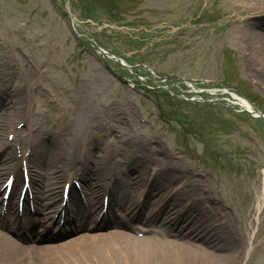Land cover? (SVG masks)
Wrapping results in <instances>:
<instances>
[{"label":"rangeland","instance_id":"1","mask_svg":"<svg viewBox=\"0 0 264 264\" xmlns=\"http://www.w3.org/2000/svg\"><path fill=\"white\" fill-rule=\"evenodd\" d=\"M65 4L74 8L72 16L79 35L70 28L59 0H0V43L5 44V50L12 48L15 52L9 55L17 57L15 67L8 64V69L15 68L13 82L23 79L27 70L22 53H28L36 64L45 55L60 66L67 62L73 77L84 76L87 86H94L95 107L99 110L106 99H115L117 106L123 108L127 104L138 117L148 118L154 124L148 133L157 132L169 145L166 151L175 150L182 158L179 163L200 172L193 178L209 188L216 212L232 218L238 226L237 234L245 242H252L248 264H264V194L262 208L257 214L254 209L255 198L264 188V135L260 130H252L244 120H236L231 111L220 110L232 121L233 137H225L224 130L218 127L219 110L212 115L206 108L198 107L204 102L193 100L188 92L193 90L191 84L236 87L264 110V49L257 50L249 39L252 32L248 38H241L247 29V17L263 9L264 0H70V5L65 0ZM32 10L35 12L31 16ZM159 22L163 30L155 28ZM260 31L256 30L257 35L264 34V29ZM80 37L84 41H79ZM54 44L59 50L53 48ZM82 44H93L108 53L97 59L96 50L87 53L81 50ZM77 55L88 60L76 64L73 58ZM114 55L123 58L128 66ZM229 55L234 67L227 61ZM58 76L64 79L62 71ZM89 76L93 77L91 81ZM161 76L166 77L160 79ZM53 83L55 80L50 77L46 86ZM73 84L80 81L70 83ZM41 101L39 97V105ZM60 114V110L53 112ZM210 116L212 122L208 123ZM185 121L190 124L184 125ZM201 127L212 149H205L204 132L196 133ZM3 129L6 132L9 127ZM214 217L213 213L208 219L211 226ZM107 229L103 227L96 230L100 234L85 238H77L78 233L58 237L64 240L50 236L38 240L35 249L50 253L52 246L57 251V245H62L90 260L85 247L108 240ZM253 230L254 238L248 240ZM191 239L185 238L188 242ZM205 240L197 244L211 253L230 256L237 251L235 255H239L242 249V243L231 238L229 232L225 235L221 231L214 237L208 232ZM20 252L24 253L23 246L15 249V253ZM123 258L116 261L122 263Z\"/></svg>","mask_w":264,"mask_h":264},{"label":"bare ground","instance_id":"2","mask_svg":"<svg viewBox=\"0 0 264 264\" xmlns=\"http://www.w3.org/2000/svg\"><path fill=\"white\" fill-rule=\"evenodd\" d=\"M252 33L253 44L256 45L257 50L261 51L264 49V34ZM27 76H32V74ZM6 81L5 79L4 82ZM31 87L32 85L29 87V92L32 94ZM17 96L19 99L15 102ZM75 99L79 101L78 105L73 108L76 114L71 115L69 112V115L64 114L61 118L65 120L62 122L74 131L68 141L67 137H64L65 128L60 129L61 124L48 126L46 120L39 114L27 111L25 94H22L20 89L13 92L4 88L0 89V131L4 127L15 128V123H20V118L16 117L18 112L29 127L25 126V129L19 127L14 130L17 135L27 130V134L31 136V139L24 141L25 147L19 142V148L22 152L27 148L32 150V155L30 154L27 158L29 159L28 172L32 181L29 188L37 204L40 205V200L45 197L57 198L60 195V185L64 187L67 184L70 185L69 193L79 202L78 190L70 181L77 176L83 182L82 189L85 194L79 198H87L90 206L77 204L69 209L72 211L75 209L79 220L86 223L87 219L98 214L102 207V204L99 205L98 198L101 196L99 190L106 189L104 191L107 193L116 191L115 188L119 186L121 190L113 192L110 199V206L113 208L112 221L116 228L112 232V238L103 243L104 246L95 245L90 248L92 256L97 255L100 257L99 260L105 261L110 260L109 256L112 255L113 263L111 264H114L115 258L120 257H124L123 261L126 259L127 264H227V262H232V255L221 252L211 253L210 249H203L197 244V241L200 243L206 241L208 232L212 234L206 226L209 215L201 205V202L206 201L207 198L202 190H199L202 194H197L195 201L192 198L190 202L185 203L186 206L180 205L186 197L198 192L193 182L186 176L184 168L179 167L181 170L179 169L177 173L173 172L174 167L178 165L174 161H180V156L176 153L162 152L156 143L158 136L152 135L147 136L153 153V158L148 160V164L143 163L142 159L135 154L129 155L125 160L121 159L119 150L127 141L125 137L116 138L115 136L101 150L94 151L91 145L93 137L90 134L96 113L93 105V92L87 87L83 90L80 86ZM28 102H30L29 99ZM245 103L249 106L245 101L244 106ZM108 115L111 118L113 112H109ZM121 123L129 128L140 125L138 121L129 123L121 121ZM36 132H39V136ZM4 144L11 145L5 140L0 146ZM48 144H53L51 153L47 149ZM98 145L102 146V142ZM0 157V173L18 172V167L15 165L18 160L12 148L6 147ZM76 163L79 165L76 166ZM168 166L169 169H166ZM180 177L188 178L187 184L181 181L174 183V180H180ZM174 184H180V189L173 187L171 191L158 193L160 189H167ZM13 186L17 187L15 183ZM137 187V192L140 191L141 194L134 200L132 193ZM143 188H146V195L141 199ZM137 206V212H135ZM256 208L259 209V206L256 205ZM2 216L5 221L15 219L13 214ZM187 237H191L192 242H185ZM3 244L22 247L10 235L0 233V246ZM100 250L105 251V258ZM1 255L0 264L25 263V256L22 254ZM33 263L60 264L54 256L48 258L47 262L44 259H36ZM26 264H28V256Z\"/></svg>","mask_w":264,"mask_h":264}]
</instances>
